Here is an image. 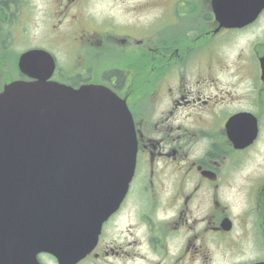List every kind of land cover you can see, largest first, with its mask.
Masks as SVG:
<instances>
[{"label":"flooded vegetation","instance_id":"1","mask_svg":"<svg viewBox=\"0 0 264 264\" xmlns=\"http://www.w3.org/2000/svg\"><path fill=\"white\" fill-rule=\"evenodd\" d=\"M50 1L53 15L70 18L65 31L60 19L51 27L53 37L42 34L13 57L7 46L16 42L19 48L20 38H27L31 7L26 0H0V21L7 24L0 30L9 28L0 34V92L14 80L29 79L19 68L23 53L46 49L56 64L51 79L74 87L103 84L126 99L138 140L130 190L104 223L95 248L78 264L264 262V172L243 174L264 133V53L255 71L244 58L264 46V6L253 23L229 28L216 20L212 0H201L210 11L204 23L192 22L200 40L194 50L187 37L174 35L168 1H159V23L142 28L108 21L101 29L84 12L83 0ZM260 4L264 0L251 6ZM259 23L257 41L226 63L218 37L248 32ZM188 31L189 25L190 37ZM221 72L229 76L227 82ZM234 116L236 132L250 135L258 126L256 140L245 148L228 137L227 122ZM239 193L244 202L236 211L233 197ZM40 258L43 264H58L48 254Z\"/></svg>","mask_w":264,"mask_h":264},{"label":"water","instance_id":"2","mask_svg":"<svg viewBox=\"0 0 264 264\" xmlns=\"http://www.w3.org/2000/svg\"><path fill=\"white\" fill-rule=\"evenodd\" d=\"M231 8L241 10L224 9ZM136 153L131 113L109 88L75 89L44 77L6 86L0 94V264H38L42 251L60 261L83 256L100 220L125 194Z\"/></svg>","mask_w":264,"mask_h":264},{"label":"rangeland","instance_id":"3","mask_svg":"<svg viewBox=\"0 0 264 264\" xmlns=\"http://www.w3.org/2000/svg\"><path fill=\"white\" fill-rule=\"evenodd\" d=\"M31 7L32 21L30 24H25V27L28 29L26 35L22 36V39L19 40V48L16 42L8 44L7 48L10 49L11 56L15 57L18 51L24 49V45L31 42V44L37 43L41 40L42 34L46 38H51L54 36L52 33V25L59 24V20H63L61 28H65L69 23V19L62 15L61 17L53 15L52 10L54 3L50 0H26ZM84 3H80L85 13L91 14L95 19L97 25H103L105 22L113 20L116 22H132L140 27H147L150 23L157 21L158 23L163 21L162 18V7L161 3H158L159 0H83ZM163 2L168 1L166 5L169 4L170 9V24L172 25L174 32L180 31L176 36H184L189 39V47L196 50L193 45H198L200 40L196 39L197 35H193L194 32L198 31L192 25L193 23H204L203 16L208 14V7H205V4L201 0H162ZM147 3V4H146ZM146 4V6H144ZM142 5V7H139ZM149 5H152L149 7ZM141 9V10H140ZM153 11H152V10ZM57 10H60L54 7L56 13ZM63 10V8H62ZM45 12V16L43 15ZM167 12H169L167 8ZM17 21V20H15ZM207 21V19H206ZM260 24V23H259ZM6 26L7 24L3 21H0V26ZM189 25L188 33H191L188 37L187 30H183V27ZM9 29V28H8ZM7 29V30H8ZM173 31L172 28H169ZM5 30V32H7ZM256 28L251 32L246 34L241 33H224L218 37V42L220 43L217 47L220 49V53L225 57L226 63H231L233 61V54H237L240 50L248 48L251 43H255L257 40ZM3 31V32H2ZM258 31H261L258 29ZM4 30H0V34H5ZM19 39V38H18ZM2 42V39L0 40ZM208 40L206 44H208ZM64 49V46L61 45ZM19 53V52H18ZM264 53V46H260L257 53L253 55L247 54L244 56L245 59H251L254 71L259 62V57ZM61 57L64 58V53H61ZM259 73V71L257 72ZM220 79H224L225 82L229 80V76L225 72L220 73ZM247 167L245 168L243 174H253L258 175L264 172V133L263 136L254 149H252L246 158L245 162ZM240 181V178L238 179ZM233 202L235 204V209L238 211L242 206L244 200L242 199V193H239L233 197Z\"/></svg>","mask_w":264,"mask_h":264}]
</instances>
